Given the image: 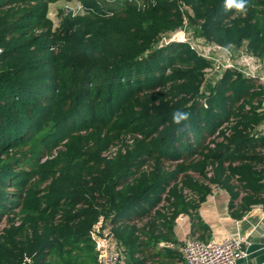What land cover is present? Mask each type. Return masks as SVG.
<instances>
[{"label": "trees", "instance_id": "trees-1", "mask_svg": "<svg viewBox=\"0 0 264 264\" xmlns=\"http://www.w3.org/2000/svg\"><path fill=\"white\" fill-rule=\"evenodd\" d=\"M58 1L0 0V264H102V219L124 264H181L177 219L206 240L214 186L235 219L264 210V85L170 41L191 29L264 66V0H82L55 27ZM96 142L121 148L81 185L61 165Z\"/></svg>", "mask_w": 264, "mask_h": 264}, {"label": "built area", "instance_id": "built-area-1", "mask_svg": "<svg viewBox=\"0 0 264 264\" xmlns=\"http://www.w3.org/2000/svg\"><path fill=\"white\" fill-rule=\"evenodd\" d=\"M83 8L84 7L80 5L77 10H73L74 14L83 11ZM177 32H182L180 41H190L191 46L193 48H198L201 55L209 58L211 55H213L212 58L216 55L218 66L224 65L226 67H234L235 64H238L240 67L244 68V72H246L248 76L257 79L259 84L264 85V72L260 70L261 65L259 66V60L245 50L240 49V53L234 57L231 49L219 44L210 45L206 42L208 47H210V50L205 51L198 47L199 44L196 42V38H200L199 36L192 37L188 35L187 37L186 30L182 29ZM127 141L133 143L134 140L128 137ZM114 149H117V147H113L111 150ZM123 152H125V149H123ZM112 154L114 155L115 153ZM180 217H183V215ZM100 223L101 221L92 230V236L97 241L100 262L102 264H124L123 251L117 246L115 240L110 237L112 236L109 235L110 230L108 229L106 231V236L103 238L97 235V232L100 229ZM251 245L252 240L250 238L236 232L229 234L220 240H190L184 246L183 253L186 264H239L242 259L250 256L249 248ZM30 262L31 259L25 257L22 264H30Z\"/></svg>", "mask_w": 264, "mask_h": 264}, {"label": "crops", "instance_id": "crops-1", "mask_svg": "<svg viewBox=\"0 0 264 264\" xmlns=\"http://www.w3.org/2000/svg\"><path fill=\"white\" fill-rule=\"evenodd\" d=\"M261 127L264 129V125ZM230 199V194L226 189L214 186L212 193L202 203L200 215L211 228L210 236L206 237L204 241L220 240L229 234L238 232L252 240V245L249 248L250 256L242 259L239 264H264V243L250 237L251 232L264 222L263 207L256 205L242 219H235L232 217L229 208ZM175 231L179 240L176 248L182 254L188 241L199 239V234H191L192 223L189 215L183 214V217L177 219ZM260 233L264 238V229H261ZM189 237L194 238L187 239ZM179 263L186 264L185 258Z\"/></svg>", "mask_w": 264, "mask_h": 264}, {"label": "rangeland", "instance_id": "rangeland-1", "mask_svg": "<svg viewBox=\"0 0 264 264\" xmlns=\"http://www.w3.org/2000/svg\"><path fill=\"white\" fill-rule=\"evenodd\" d=\"M100 1H102V0H100ZM106 1L109 2L111 0H106ZM137 1H138L139 5L142 4L141 0H137ZM80 5L83 6L82 0H59L58 2L52 4L50 7L49 15L53 19V21L55 23V27L60 26L62 20L65 17L66 12L77 10ZM187 20H188L187 25H189V17H187ZM190 33H191V29L189 31H186L187 37ZM192 35H193V33H192ZM196 42L199 44V45L198 44L197 45L200 49H204L205 51L210 50V47H208L207 43L203 39L196 38ZM260 65L262 67V70H264L263 64H259V66ZM106 129H107V127H100L98 129V133H100V135L103 137ZM114 145H118V144L111 145L110 149H104L101 142H96L94 145H91V147H92L91 150L93 153L92 156H89L87 160L84 159L82 162H80L78 164L77 167H73L72 164H65L64 166L63 165H61V166L64 167V169H66L68 171V174H71V177L73 180H75L77 183L79 182L82 185L83 181L85 179L89 178V175H90V173H92L93 170L95 171L96 168L101 167L103 164L105 165L106 160L108 158H110L111 156H113L112 153L116 154V152L121 148V145H120L119 149L117 148V149L111 150L113 147H115ZM56 152H57V149L54 150L53 155H55ZM49 156H51V154L47 155L44 158H41V162L48 159ZM85 166H89V168H87V169L83 168ZM69 167H70V169H67ZM44 185L45 184H43V186ZM102 221L99 224L100 229L97 232V235L101 238L106 236V231L109 229L108 225L104 222V219H102ZM4 225L5 224L3 223L0 226V228H2ZM193 238L194 237H189L187 239H193ZM112 241H114V240H112Z\"/></svg>", "mask_w": 264, "mask_h": 264}, {"label": "clouds", "instance_id": "clouds-1", "mask_svg": "<svg viewBox=\"0 0 264 264\" xmlns=\"http://www.w3.org/2000/svg\"><path fill=\"white\" fill-rule=\"evenodd\" d=\"M247 0H224V9L229 11L235 9L237 12L243 13L246 10ZM189 119V114L186 112H181L179 110L173 113V121L176 124H180L182 121H187Z\"/></svg>", "mask_w": 264, "mask_h": 264}, {"label": "water", "instance_id": "water-1", "mask_svg": "<svg viewBox=\"0 0 264 264\" xmlns=\"http://www.w3.org/2000/svg\"><path fill=\"white\" fill-rule=\"evenodd\" d=\"M182 35V32H177L176 34L173 35V37L171 38V41H177L180 40ZM261 229H264V222H262L260 224V226L256 227L252 232L250 237L255 239L256 241H260L262 243H264V238L261 236ZM109 235H112V233L110 232Z\"/></svg>", "mask_w": 264, "mask_h": 264}]
</instances>
